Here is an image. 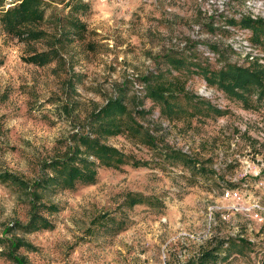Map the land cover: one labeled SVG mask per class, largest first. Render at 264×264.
Masks as SVG:
<instances>
[{
	"label": "rangeland",
	"instance_id": "rangeland-1",
	"mask_svg": "<svg viewBox=\"0 0 264 264\" xmlns=\"http://www.w3.org/2000/svg\"><path fill=\"white\" fill-rule=\"evenodd\" d=\"M44 1L46 26L69 9L70 0ZM84 1L91 4V11L82 16L87 39L75 41L67 51L80 74L74 115L81 118L112 96L115 86L134 81L155 67L157 55L188 39L197 42L201 59L213 69L255 61L264 67V40L255 44L249 29L228 23L247 15L264 19V0ZM88 41L95 50L87 48ZM29 49L17 38L0 34V239L6 227L26 223L30 214L28 194L2 175L37 178L42 161L64 151L78 122L61 110L66 74L54 72V64L25 61ZM188 87L224 114L195 118L192 124L170 123L154 108L150 117L166 127L167 143L210 158L216 180L196 179L181 166L159 167L152 150L126 135L110 137L109 144L149 164L101 167L96 183L47 195L61 208L50 216L54 226L12 232L34 245L20 250L30 264H195L201 252L212 247H220V253L209 264H264V222L244 208L225 212L234 202L223 198L225 190L238 188L242 206H264V184H259L264 163L255 151L264 142V105L255 95L245 106L199 75ZM152 105L147 100L146 107ZM130 193L148 199L131 206ZM6 251L0 240V264L11 263Z\"/></svg>",
	"mask_w": 264,
	"mask_h": 264
},
{
	"label": "trees",
	"instance_id": "trees-1",
	"mask_svg": "<svg viewBox=\"0 0 264 264\" xmlns=\"http://www.w3.org/2000/svg\"><path fill=\"white\" fill-rule=\"evenodd\" d=\"M67 7L69 9L65 15L46 26L47 4L44 0H0V34L17 38L30 48L29 55L25 57L28 63L37 66L54 64V72L66 74L61 110L71 121H78L73 124L74 130L67 139L64 151L42 161L37 178L28 181L9 172L2 175L5 181L25 191L30 203L28 221H16L6 227L0 239L6 244L10 264H30L28 257L20 250L35 248L24 238L12 234L13 230L30 233L54 226L50 216L61 208L58 203L46 199L47 195L58 189H75L78 184L96 183L101 167L119 169L126 164L135 167L149 164V161L136 159L109 144L107 139L110 137L126 135L152 150L159 167L181 166L190 171L191 177L197 179L204 176L216 180L218 172L210 167V158L202 159L198 154L167 143L164 139L166 127L150 117L154 108L159 109L162 120L170 123L183 121L192 124L195 118L209 117L212 113L224 114L207 98L189 90L188 81L194 76H202L209 85H216L245 106L251 105L255 95L257 101L264 105L263 66L255 61L248 65L226 63L219 69H213L201 59L197 42L188 39L182 46L172 47L157 55L154 58L155 67L138 75L134 81L125 80L115 86L114 94L107 96L103 104L94 107L83 118L74 115L79 108L76 96L80 74L75 71L73 59L67 55V51L75 41L87 39L89 29L82 16L91 11V4L84 0H70ZM228 23L249 29L250 40L255 44H261V40H264L263 18L247 15L238 22L229 19ZM86 45L89 50H95L93 42L88 41ZM227 47L224 49L227 50ZM212 51L219 52V49L212 46ZM147 100L152 101V107H146ZM255 151L262 156L264 163V142ZM147 199L142 193L128 195L131 206L145 203ZM219 253L220 247L205 249L195 264L212 263Z\"/></svg>",
	"mask_w": 264,
	"mask_h": 264
},
{
	"label": "built area",
	"instance_id": "built-area-1",
	"mask_svg": "<svg viewBox=\"0 0 264 264\" xmlns=\"http://www.w3.org/2000/svg\"><path fill=\"white\" fill-rule=\"evenodd\" d=\"M255 175L260 177V172L256 171ZM259 184L263 185L264 179H260ZM223 198L225 200H231L234 202V205H232V207H224L225 212H229L231 210H237V208H242V209L244 208L246 211L251 212L257 220H259L260 222H264V218H263L264 206L260 205L258 202H255L253 205L248 207L242 206L243 195H242V191L239 190L238 188H231L225 190L223 194ZM224 218H226V215H224Z\"/></svg>",
	"mask_w": 264,
	"mask_h": 264
}]
</instances>
